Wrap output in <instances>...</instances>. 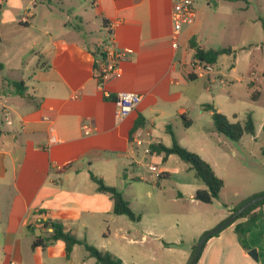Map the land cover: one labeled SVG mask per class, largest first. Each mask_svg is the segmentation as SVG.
Returning a JSON list of instances; mask_svg holds the SVG:
<instances>
[{"label": "crops", "instance_id": "obj_1", "mask_svg": "<svg viewBox=\"0 0 264 264\" xmlns=\"http://www.w3.org/2000/svg\"><path fill=\"white\" fill-rule=\"evenodd\" d=\"M174 1L0 0V264H95L82 244L69 256L63 240L36 246L38 238L45 240L53 231L46 221L123 264H188L204 233L242 201L264 193L262 186L225 205L223 214L188 240L182 232H172L159 214L135 207L151 208L150 190L141 187L127 196L134 184H145L135 173L145 168L149 155L162 167L153 162L158 170L151 171L150 164L147 169L159 178L170 176L164 165L175 155L164 160V154L146 149L170 147L162 138H171L168 127L175 121L184 124L183 116L194 125L189 114L198 106L200 116L206 112V104L190 95L188 76L203 77L195 73L193 45L215 49L213 43L220 40L219 49L243 54L251 63L250 75L264 80V0H196V22L184 28L178 48L172 41ZM111 33L116 47L130 52L121 62L122 75L100 86L95 65L102 58L101 41ZM118 92L143 97L120 122L112 99ZM212 113L203 117L204 128L215 134ZM136 121L143 126L133 133ZM254 125V135L237 141L250 156L245 145L264 132V121L259 128ZM91 174L121 191L140 221L114 214L110 195L98 191ZM247 220L210 238L197 264H264V218L240 239L236 225ZM111 235L125 243L120 251L106 246ZM253 249L256 259L249 255Z\"/></svg>", "mask_w": 264, "mask_h": 264}, {"label": "rangeland", "instance_id": "obj_2", "mask_svg": "<svg viewBox=\"0 0 264 264\" xmlns=\"http://www.w3.org/2000/svg\"><path fill=\"white\" fill-rule=\"evenodd\" d=\"M92 30L96 29L93 27ZM196 40V38L193 39L195 43ZM222 44L223 42L218 40L213 43L212 47L219 49ZM234 66L237 67L235 71L232 70ZM250 69L251 63L245 59L243 54L222 55L215 65V70L209 73L211 82L207 73L197 80L188 81L191 98L200 103L213 104V109H219L218 111L227 116L232 123L243 124L251 116L259 128L261 122L264 121V80L261 76H251ZM216 71L220 72L221 79L217 78ZM253 81H259L260 84H253ZM256 91L260 95L254 99ZM190 108L194 110L193 106ZM209 112L211 111H206L202 115L208 117ZM199 113V106L195 113L190 112L189 119L196 121L191 127L175 121L172 129L180 145L194 153L195 151L202 152L203 156L212 162L214 167L210 166L225 184L220 197L212 204L193 200L191 194L195 188L203 189L205 185L195 177L192 166L177 156L164 165L169 169L170 176L159 178L158 172L152 173L147 168L148 164L153 162L159 168L162 165L153 161L155 156L149 155L145 168L135 173L136 176L139 175L145 179V184H134L127 192V196L132 197L134 192L141 187L150 190L151 208L137 204L135 207L146 210L148 214H159L165 221V225L168 228L171 226L172 232H182L186 240L194 238L200 226L210 224L220 214H223L225 205L230 207L231 204L240 202L242 197L264 186V147H262L264 132L256 142L245 145L246 151L251 152L252 157L241 148L238 142L217 132L210 134V131L205 130L204 126L207 122ZM162 138L169 146L172 145L170 136L163 135ZM219 139L225 143L220 144ZM130 176H132L131 173ZM157 182H159L158 185ZM236 193H238L237 197H235ZM145 199H148L146 195ZM156 204L158 210L154 208ZM177 233H170L168 236L177 238ZM109 241L106 246L114 250L120 251L125 246L119 235H111Z\"/></svg>", "mask_w": 264, "mask_h": 264}, {"label": "trees", "instance_id": "obj_3", "mask_svg": "<svg viewBox=\"0 0 264 264\" xmlns=\"http://www.w3.org/2000/svg\"><path fill=\"white\" fill-rule=\"evenodd\" d=\"M192 48L195 50L194 52L195 60H198L202 64H209L212 66L217 64L219 58L222 55L231 54L233 52L231 48L205 50L198 48L194 45L192 46ZM95 70L97 72V65H95ZM188 79L194 81L197 80L198 77L194 74H190L188 76ZM258 97H259V92L256 91L254 94V99H257ZM112 99L114 100V97H112ZM213 108H214L213 104H206L202 106L203 110L213 111L212 119L215 130L218 133L236 142L239 141L245 134H251V135L255 134V125L251 116H249L247 121L243 124L239 122L232 123L227 118V116H225L224 114L220 113L217 110H214ZM182 118L184 120L183 122L185 126L187 127L191 126L192 123L191 121H188L184 116ZM141 126H143V121H136V124L132 132L134 133ZM168 132L170 133L172 138V145L170 147H166L162 144H154L150 146V152L157 154H164L163 157L164 160H166L171 155H175L184 162L190 164L195 171V177L201 182H203L205 185V188L198 189L195 192L194 199L204 204H212L215 200H217L220 197V193L225 185L224 181L216 175L210 164H208L205 160H203L201 156L187 150L186 148L180 145L171 127H168ZM91 179L97 185L98 191L110 195L113 201L114 214L127 216L130 220L134 222L140 221L141 217L132 211L129 202L125 200L121 191H119L114 187L107 186L103 181V179L98 178L93 174H91ZM255 197L257 196L242 201L240 204H238L233 208L232 213L235 212L243 204H245L246 202H248L249 200ZM244 218L248 219L247 222L242 224H237L235 228L236 232H238L239 234L240 239L245 237L247 232H249L255 226L258 220L264 218V201H261L255 204L254 206H252L251 208H249L248 210H246L231 225L235 224L236 222ZM45 225L50 226L53 229V231L52 233H50L49 237L45 240H43L41 237L38 238L35 242L36 246L41 245L42 247H45L48 243L57 240H63L66 245L67 256L70 255L75 245L82 244L84 245L85 249L88 251L89 255L95 258L96 261L95 264H123L121 259L116 257L114 254L108 251L102 252L96 247L88 244L87 242L81 241L72 234L65 232L61 225L48 221L45 222ZM195 249H196V245L193 247L192 255L190 257L188 264L191 262L195 254Z\"/></svg>", "mask_w": 264, "mask_h": 264}, {"label": "built area", "instance_id": "obj_4", "mask_svg": "<svg viewBox=\"0 0 264 264\" xmlns=\"http://www.w3.org/2000/svg\"><path fill=\"white\" fill-rule=\"evenodd\" d=\"M173 23L172 41L173 47L178 48L179 39L185 27L193 25L196 22V0H175L171 12ZM102 58L97 65V79L100 86L112 77H120L123 73L121 62L126 58L130 52L125 49H118L115 45L113 34H109L101 41ZM195 73L202 76L204 73L209 74L213 71V66L209 64H202L198 60L193 64ZM109 97V96H108ZM143 97L135 92H118L114 96L116 104V120L118 122L126 118L130 113L135 111ZM85 133L88 135L89 129L84 127ZM140 136V133H138ZM138 136V137H139ZM141 144V141H138ZM146 153H150V149H146ZM151 171H157L156 165L150 164Z\"/></svg>", "mask_w": 264, "mask_h": 264}, {"label": "water", "instance_id": "obj_5", "mask_svg": "<svg viewBox=\"0 0 264 264\" xmlns=\"http://www.w3.org/2000/svg\"><path fill=\"white\" fill-rule=\"evenodd\" d=\"M264 201V194L259 195L251 200H249L248 202H246L245 204H243L241 207H239L235 212H233L229 217H227L222 223H220L219 225H217L214 229L207 231L206 233H204L200 239L198 240L197 244H196V249H195V254L191 260V262L189 264H197L199 259H200V255L202 253L203 247L206 243V241L208 239H210L211 237L215 236L216 234H218L219 232H221L222 230L226 229L227 227H229L236 219H238L246 210H248L249 208H251L252 206H254L255 204ZM249 255L256 259V251L253 249L249 252Z\"/></svg>", "mask_w": 264, "mask_h": 264}]
</instances>
